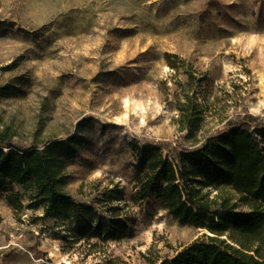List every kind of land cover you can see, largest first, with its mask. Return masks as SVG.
Listing matches in <instances>:
<instances>
[{
	"label": "rangeland",
	"instance_id": "1",
	"mask_svg": "<svg viewBox=\"0 0 264 264\" xmlns=\"http://www.w3.org/2000/svg\"><path fill=\"white\" fill-rule=\"evenodd\" d=\"M8 83L20 90L0 97V126L27 145L78 132L66 191L111 219L100 200L119 184L125 198L112 205L130 235L76 242L64 215L27 198L16 211L0 191V264H159L210 232L133 203L134 145L153 142L174 160L219 142L235 119L264 130V0H0ZM187 95L203 111L193 131L183 126L184 108L195 112ZM126 100L145 107L144 121L124 117Z\"/></svg>",
	"mask_w": 264,
	"mask_h": 264
},
{
	"label": "trees",
	"instance_id": "2",
	"mask_svg": "<svg viewBox=\"0 0 264 264\" xmlns=\"http://www.w3.org/2000/svg\"><path fill=\"white\" fill-rule=\"evenodd\" d=\"M18 90L14 83L0 86V97ZM187 98L195 112L184 108L183 126L193 131L203 111L197 110L190 95ZM246 123L244 118L230 121L228 135L219 142L210 137L196 148L183 147L174 160L153 142L134 145L138 164L133 203L166 210L181 222L211 233L156 263L264 264V130L250 131L243 127ZM15 137L9 125L0 126V191L6 192L13 209L23 210L27 198L26 207L64 215V220L79 227L73 234L76 242L84 237L105 241L130 235L127 221L116 219L119 207L112 205L125 198L119 184L107 189L100 200L111 219L66 191L71 177L65 168L78 153V132L63 139L34 140L30 145L18 143Z\"/></svg>",
	"mask_w": 264,
	"mask_h": 264
},
{
	"label": "bare ground",
	"instance_id": "3",
	"mask_svg": "<svg viewBox=\"0 0 264 264\" xmlns=\"http://www.w3.org/2000/svg\"><path fill=\"white\" fill-rule=\"evenodd\" d=\"M129 112H134L136 114L142 115V120L144 121L145 107L141 105L137 100H126V112L124 117L129 115ZM55 249L58 250V246H55Z\"/></svg>",
	"mask_w": 264,
	"mask_h": 264
},
{
	"label": "water",
	"instance_id": "4",
	"mask_svg": "<svg viewBox=\"0 0 264 264\" xmlns=\"http://www.w3.org/2000/svg\"><path fill=\"white\" fill-rule=\"evenodd\" d=\"M211 235V233H209Z\"/></svg>",
	"mask_w": 264,
	"mask_h": 264
}]
</instances>
